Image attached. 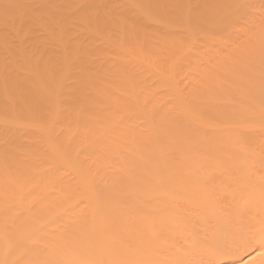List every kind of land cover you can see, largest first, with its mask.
Listing matches in <instances>:
<instances>
[{
	"label": "bare ground",
	"instance_id": "bare-ground-1",
	"mask_svg": "<svg viewBox=\"0 0 264 264\" xmlns=\"http://www.w3.org/2000/svg\"><path fill=\"white\" fill-rule=\"evenodd\" d=\"M3 3L0 264H264L260 0Z\"/></svg>",
	"mask_w": 264,
	"mask_h": 264
},
{
	"label": "snow or ice",
	"instance_id": "snow-or-ice-1",
	"mask_svg": "<svg viewBox=\"0 0 264 264\" xmlns=\"http://www.w3.org/2000/svg\"><path fill=\"white\" fill-rule=\"evenodd\" d=\"M18 7H19L18 5L12 3L0 4V13H2L0 14V19L3 20L4 27L6 30L15 29L16 19H17L16 9H18ZM85 7L89 10L90 15L94 14L96 18L99 17L98 6L92 5ZM229 7L235 10L237 16L240 19H245V20L248 19L251 16V14L257 10L256 5L253 3H243V4L238 3V4L230 5ZM259 12L262 17V24H264V0H260ZM225 22L230 23V21L228 20H226ZM199 28H200L199 20H188L184 22V31L188 36L189 42L195 39L196 33ZM63 80H64V76L62 73H53L48 83L49 93L53 95L56 94L63 87ZM262 223H264V221H262ZM260 244H261V249H264V239L261 240ZM173 246H175L174 242H173ZM189 247H191V245H189ZM259 254L260 256L264 257V251H260ZM207 257H208L207 259H200L198 261H195L194 264H224L225 254L219 252L214 248L207 249ZM87 264H105V261L103 260L91 261V262H87ZM107 264H125V262L109 261L107 262ZM167 264H193V262L186 260H173L167 262Z\"/></svg>",
	"mask_w": 264,
	"mask_h": 264
}]
</instances>
